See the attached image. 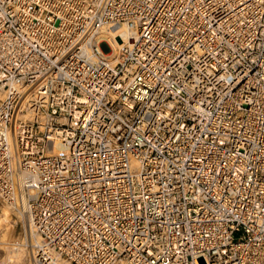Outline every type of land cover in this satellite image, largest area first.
<instances>
[{
    "label": "built area",
    "instance_id": "1",
    "mask_svg": "<svg viewBox=\"0 0 264 264\" xmlns=\"http://www.w3.org/2000/svg\"><path fill=\"white\" fill-rule=\"evenodd\" d=\"M0 200L39 263L264 264V0H0Z\"/></svg>",
    "mask_w": 264,
    "mask_h": 264
},
{
    "label": "rangeland",
    "instance_id": "2",
    "mask_svg": "<svg viewBox=\"0 0 264 264\" xmlns=\"http://www.w3.org/2000/svg\"><path fill=\"white\" fill-rule=\"evenodd\" d=\"M4 207L6 208L7 204L0 200V216L2 214V208ZM9 209L7 210L8 213L10 214L11 224L10 223L7 224L6 222L2 221L0 225V264H2L1 262L3 259H6L8 254L9 257H11V260L8 261L7 259L6 264H14L13 260L16 259V257L19 254H22V257L25 260V264H35L31 252V245H28L30 243L29 237L25 235L26 234L25 230L27 225L25 224L24 219L20 216V214H18L15 210L11 208ZM18 243L20 244L18 245ZM16 247L19 248L17 254H15L17 250ZM121 261L122 259L117 260L114 264H121Z\"/></svg>",
    "mask_w": 264,
    "mask_h": 264
},
{
    "label": "bare ground",
    "instance_id": "3",
    "mask_svg": "<svg viewBox=\"0 0 264 264\" xmlns=\"http://www.w3.org/2000/svg\"><path fill=\"white\" fill-rule=\"evenodd\" d=\"M123 37H124V39H126L127 38V35L125 34V35H123ZM115 46H116V42H112V50L114 51V48H115ZM113 51H112V53H113ZM8 207V208H7ZM7 207L5 208H2V214H1V216H0V225H1V223H2V221L3 222H6L7 224L8 223H10V214L8 213V210L7 209H9V208H11V209H13V210H15L18 214H20V216L24 219V222H25V224L27 225V227H26V230H25V232H26V236L27 237H29V240H30V243L28 244V245H31L32 243H34V244H38V242H39V238L35 235V234H33V232H32V229H31V227L29 228V226H28V223H27V219H26V216H25V212L24 211H22L21 212V210H20V212L18 211V210H16V208H14V207H11V206H9V205H7ZM10 210V209H9ZM14 222H15V220H14ZM11 224V223H10ZM8 227V226H7ZM3 228V227H2ZM6 231V230H5ZM5 231H4V233H5ZM6 235V234H5ZM26 238V237H25ZM20 243H18V245H19ZM18 247H20V246H18ZM22 247V246H21ZM16 252H15V254H17L18 253V249L19 248H17L16 247ZM9 251V250H8ZM14 254V255H15ZM20 255V256H19ZM17 257H16V259H14L13 260V263L14 264H25V260H24V258L22 257V254H19ZM34 254H33V252H32V256H33ZM7 259H8V261L9 260H11V257H9V254L7 255V257H6V259H3L2 260V264H6L7 263ZM33 259H34V261H35V264H50L51 263V261H47V260H44L43 261V263H39L38 261H37V259H36V257L35 256H33ZM119 260H121V259H119ZM124 259H122V261H121V264H128L125 260V262L123 261ZM116 262V261H115ZM114 262V263H115ZM113 263V264H114ZM62 264H67L66 262H62Z\"/></svg>",
    "mask_w": 264,
    "mask_h": 264
}]
</instances>
